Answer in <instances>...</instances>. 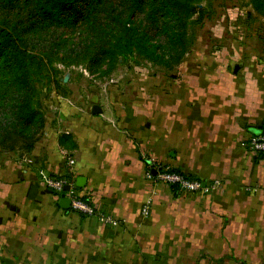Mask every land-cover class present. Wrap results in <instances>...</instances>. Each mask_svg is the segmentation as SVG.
I'll list each match as a JSON object with an SVG mask.
<instances>
[{
    "label": "crops",
    "instance_id": "0c3cea01",
    "mask_svg": "<svg viewBox=\"0 0 264 264\" xmlns=\"http://www.w3.org/2000/svg\"><path fill=\"white\" fill-rule=\"evenodd\" d=\"M245 59L187 56L174 71L138 74L132 98L118 89L91 90L84 101L77 90L74 99L53 95L34 150L2 157L0 257L21 264L34 257L41 264H264V157L247 147L250 136L264 133V71L261 58ZM93 104L101 114H91ZM62 134L74 148L60 144ZM150 158L220 184L205 195L175 191L146 178ZM69 172L75 183L84 179L78 192L118 226L58 206L60 195L45 180Z\"/></svg>",
    "mask_w": 264,
    "mask_h": 264
},
{
    "label": "trees",
    "instance_id": "16d2710c",
    "mask_svg": "<svg viewBox=\"0 0 264 264\" xmlns=\"http://www.w3.org/2000/svg\"><path fill=\"white\" fill-rule=\"evenodd\" d=\"M217 1L0 0V156L34 150L53 95L69 94L66 74L107 76L127 63L140 66L141 58L173 71L195 46L204 19L223 6ZM244 7L264 16V0ZM59 142L75 147L69 134Z\"/></svg>",
    "mask_w": 264,
    "mask_h": 264
},
{
    "label": "rangeland",
    "instance_id": "374dc122",
    "mask_svg": "<svg viewBox=\"0 0 264 264\" xmlns=\"http://www.w3.org/2000/svg\"><path fill=\"white\" fill-rule=\"evenodd\" d=\"M247 1L249 0H218L216 5L222 4L223 6L215 7L213 16L204 19L196 44L188 55L220 56L231 60L241 58L242 61L255 56L262 59L264 71V16L257 14L251 7H244ZM138 61L140 66L127 63L117 67L107 76L98 74L89 76L83 72L84 78H78L76 74H66L68 79L65 83L70 80L65 89V92L69 93L67 98L74 99V96L70 94L75 93L76 90L81 94L83 101L87 99L91 90L97 92L102 90L103 95L108 89L123 90L125 93L130 90L131 93V89L138 87L140 82L138 74L148 75L166 71L159 65L142 58ZM130 98H132V93ZM55 103L53 99L49 104L50 108L55 107ZM2 157L0 156V168L3 166ZM24 260L28 264H41L45 259L34 257ZM20 261L22 260L18 258L0 257V264H21Z\"/></svg>",
    "mask_w": 264,
    "mask_h": 264
},
{
    "label": "built area",
    "instance_id": "2783aa9c",
    "mask_svg": "<svg viewBox=\"0 0 264 264\" xmlns=\"http://www.w3.org/2000/svg\"><path fill=\"white\" fill-rule=\"evenodd\" d=\"M248 149L258 155L264 157V133L252 135L247 141ZM73 159L68 158V166L73 165ZM72 174L71 172H69ZM145 176L148 180L162 183L169 186L177 187L178 191L184 193H193L205 195L219 186V181L214 180L208 184L202 183L200 180L191 179L188 176L174 172L170 167L156 162L154 159H147ZM46 188L57 196L63 194L70 201L69 209L74 213L83 215L85 217H95L102 221L104 224L116 227L119 222L113 217L97 211L88 199H83L82 195L76 190L73 178H46ZM68 187V191H64V187ZM151 199H147L141 206V216L146 218L150 214Z\"/></svg>",
    "mask_w": 264,
    "mask_h": 264
},
{
    "label": "water",
    "instance_id": "95a60500",
    "mask_svg": "<svg viewBox=\"0 0 264 264\" xmlns=\"http://www.w3.org/2000/svg\"><path fill=\"white\" fill-rule=\"evenodd\" d=\"M200 7V6H199ZM240 68V65L239 64H235L234 66H233V68H232V72L235 74V73H237V71H238V69ZM67 79H68V77L67 76H65L64 78H63V82L65 83L66 81H67ZM101 108L99 107V105L98 104H93L92 106H91V114L92 115H99V114H101ZM84 182V179L83 178H78L77 179V181H76V186H82V183ZM63 190L64 191H68V187L66 186V187H64L63 188ZM58 206L61 208V209H63V210H68L69 209V207H70V201H69V199L68 198H66V197H62L59 201H58Z\"/></svg>",
    "mask_w": 264,
    "mask_h": 264
}]
</instances>
